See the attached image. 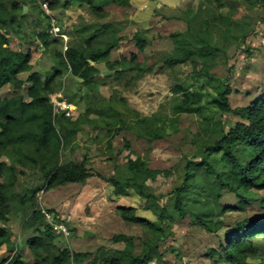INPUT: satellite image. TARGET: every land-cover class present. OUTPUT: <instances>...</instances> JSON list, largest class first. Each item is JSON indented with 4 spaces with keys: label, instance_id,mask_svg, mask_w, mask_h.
I'll use <instances>...</instances> for the list:
<instances>
[{
    "label": "rangeland",
    "instance_id": "rangeland-1",
    "mask_svg": "<svg viewBox=\"0 0 264 264\" xmlns=\"http://www.w3.org/2000/svg\"><path fill=\"white\" fill-rule=\"evenodd\" d=\"M106 1H93L102 8L98 11L86 0H2L7 11L13 4L19 6L15 14L22 18V29L16 31L5 24L0 31L7 35L12 50L31 52L32 72L43 82L51 80L48 92L55 116L60 120L63 116L73 126L70 128H79L61 154L63 162L87 159L89 171L104 177H110L115 166L117 174L126 178L127 158L137 155L151 168L167 171L168 176L147 183L150 199L132 190L125 196L114 195L110 184L95 176L83 184H55L47 189L38 171L7 149L0 157L8 168L0 178L6 186L0 230L7 233V241L0 247V264L14 253L26 263L42 264L27 243L38 236L37 228L43 230L41 224L27 225L34 211L48 216L41 223H64L69 231L64 238L54 230L55 249L50 256L62 250L103 255L124 248L138 256L151 240L155 249L150 264H229L214 252H220L226 230L242 221H264V190H241L234 183L229 189H218V177L230 182V166L222 152L211 153L209 148L241 120L219 110L215 99L220 90L228 88L229 108L236 109L248 107L264 95V0H128L129 7L106 6ZM23 7H27L24 14ZM102 26H108L114 35L98 36ZM44 30L51 31L46 48L36 37ZM176 33L185 34L170 37ZM93 34L97 38L90 44L92 49L103 50L118 39L111 61L135 54L139 66H151V71L137 80L116 82L103 59L93 64L98 70L96 99H85L88 90L56 55L68 46L79 48ZM142 37L147 44L139 53L134 38ZM178 46L192 48L197 55L191 63L168 68L164 59L180 55ZM28 76L18 77L25 83L23 90L16 92L7 85L0 98L24 96ZM62 102L71 108L58 107ZM109 108L118 117L105 118L102 112ZM186 177L181 195L186 214L182 217L175 191ZM230 186L238 192H231ZM80 198L81 204L76 203ZM118 206L134 207L137 216L160 226L162 233L153 236L142 225L124 222ZM222 208L235 210L222 213ZM192 215L203 218L214 233L194 224ZM119 235L130 238L133 245L115 242ZM247 261L262 264L264 255L259 252Z\"/></svg>",
    "mask_w": 264,
    "mask_h": 264
},
{
    "label": "trees",
    "instance_id": "trees-1",
    "mask_svg": "<svg viewBox=\"0 0 264 264\" xmlns=\"http://www.w3.org/2000/svg\"><path fill=\"white\" fill-rule=\"evenodd\" d=\"M86 1L94 9L102 10L101 7L92 4L94 0ZM105 5L129 7V2L128 0H109V2L106 1ZM18 9L19 6L13 4L10 10L7 11L4 3L0 0V25L9 24L16 28V31H20L22 28L19 21L22 18L17 17L15 14ZM52 23H54L53 20ZM50 33L51 31L44 30L36 34L43 48L49 45ZM104 33H108L110 37L114 35L113 30H110L108 26H102L97 34L101 36ZM182 35L174 34L171 38L177 39ZM96 38L97 35L93 34L79 48L68 46L63 54L56 55L60 61L59 63L67 67L71 75L79 79L88 90L85 99L89 101L96 99L93 96V91L97 88L95 77L98 70L93 64L103 59L106 61L107 70L113 71V79L116 82H121L127 78L136 80L141 77L143 72L151 71V67H140L134 55L129 59L122 57L119 60L111 61L109 59L110 53L116 48L118 39L108 42L103 50H94L90 47V44ZM134 41L139 51H142L147 44L146 40L141 38H134ZM178 50L180 55L178 53L164 59L165 66L173 68L183 63H191L197 55L196 50L192 48L186 49L178 46ZM31 58L32 54L29 51L12 50L7 35L0 31V91L7 85H11L16 92L23 90V84L25 83L18 77L21 74L29 73L26 81L29 86L25 89L24 96L15 95L12 98H0V157L7 149L19 154L23 163H27L30 169L37 170L41 178L46 181L47 189L55 184L62 186L66 184H83L87 179L95 176L110 184L114 195L125 196L127 190H132L138 196L150 199L152 195L146 192L147 183L155 181L162 175L168 176V172L151 168L143 157L136 155L133 159L131 157L127 158L125 171L128 176L126 178L117 174L115 166L114 173L110 177H104L89 171L87 159L82 160L80 163L62 161L61 154L63 150L67 148L71 138L75 137L79 128H70L73 126L66 124L63 116H61V120L55 116L48 92L51 80L43 82L37 73L32 72ZM197 73H200V71H197ZM228 94V88L220 90L215 99V104L219 110L238 117L241 122L236 123L234 129L225 131L222 139L209 148L211 153L222 152L230 166V172H228L229 177H231L229 178L230 182L224 183L218 177V189L220 190L223 187L229 189V185L234 183L241 190H264V95L248 107L230 109L227 100ZM186 97L189 98L191 95L187 94ZM179 109L182 110L181 107ZM183 109L186 110V108ZM102 114L107 119L118 117L117 112L112 108L107 109L106 113L102 112ZM56 125L59 126V129H56ZM106 127L110 129L109 126ZM125 147L130 148L128 143L125 144ZM7 169L5 164L0 162V178L4 176ZM187 181L188 177L185 178L184 185L175 191L176 208L182 217L185 216L186 212L181 195L186 190L185 184ZM5 189V184L0 182V204L5 201ZM238 189L236 190L230 186L231 192L235 191L234 193H236ZM116 210L124 222L142 225L150 230L153 236H159L162 233L160 226L137 216L134 207L118 206ZM221 210L222 213H225L235 209L222 208ZM40 213L34 211L33 217L27 222V225L33 227L41 224L43 230L37 228L38 236L32 237L27 243L36 260H39L42 264H46L48 261L50 264H83L87 260H90L92 264L100 262L101 264H150L153 260L155 248L151 240L144 243V251L138 256L133 255L128 248L115 250L113 253H104L103 255L71 253L62 250L50 256V251L55 249L52 243L55 236L54 228L50 224L41 223L44 216ZM192 217L194 224L202 227L208 233H214L215 230H212L203 218L197 215H192ZM159 219L162 221L163 217H159ZM6 241L7 233L1 229L0 247ZM114 241L133 245L132 240L123 235L116 236ZM259 252L264 255V221L249 220L242 221L233 228L226 230L220 252L214 253L229 264H249L247 260L256 257ZM36 263L37 261L26 263L19 253H14L2 264Z\"/></svg>",
    "mask_w": 264,
    "mask_h": 264
},
{
    "label": "built area",
    "instance_id": "built-area-1",
    "mask_svg": "<svg viewBox=\"0 0 264 264\" xmlns=\"http://www.w3.org/2000/svg\"><path fill=\"white\" fill-rule=\"evenodd\" d=\"M57 106L60 107L61 109L71 108V105H67L64 102H62L60 104L58 103ZM46 217L48 219V216H45V213H44V219ZM48 224L53 226L57 235L62 236L64 238H67L69 236V231H68L67 227L64 226V223H59L57 225H53V224H51V221H49Z\"/></svg>",
    "mask_w": 264,
    "mask_h": 264
},
{
    "label": "crops",
    "instance_id": "crops-1",
    "mask_svg": "<svg viewBox=\"0 0 264 264\" xmlns=\"http://www.w3.org/2000/svg\"><path fill=\"white\" fill-rule=\"evenodd\" d=\"M176 34H185V33H176ZM139 35H140V34H139ZM172 35H174V34H172ZM172 35H171V36H172ZM171 36H170V37H171ZM141 39H144V40H146V39H145V38H143V37H142ZM135 46H136V45H135ZM116 48H117V47H116ZM116 48H115V49H116ZM144 48H145V47H144ZM115 49H114V50H115ZM137 49H138V48H137ZM142 51H143V50H142ZM142 51H139V53H142ZM173 51H174V48H173ZM133 55L136 57V55H135V54H133ZM136 61H137V63H138V64L140 63V62L137 60V57H136ZM146 67H147V66H146ZM148 67H151V66H148ZM137 79H140V77H139V78H137ZM137 79H136V80H137ZM86 181H88V179H87ZM80 202H82V198H80V199H79V200H78L76 203H79V204H81Z\"/></svg>",
    "mask_w": 264,
    "mask_h": 264
},
{
    "label": "water",
    "instance_id": "water-1",
    "mask_svg": "<svg viewBox=\"0 0 264 264\" xmlns=\"http://www.w3.org/2000/svg\"><path fill=\"white\" fill-rule=\"evenodd\" d=\"M27 11V7L22 8V14H24Z\"/></svg>",
    "mask_w": 264,
    "mask_h": 264
}]
</instances>
